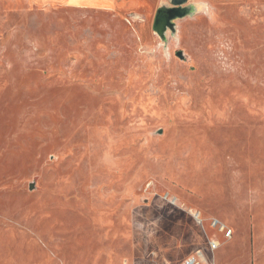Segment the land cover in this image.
Instances as JSON below:
<instances>
[{"label":"rangeland","instance_id":"1","mask_svg":"<svg viewBox=\"0 0 264 264\" xmlns=\"http://www.w3.org/2000/svg\"><path fill=\"white\" fill-rule=\"evenodd\" d=\"M166 3L0 0V264H264V0Z\"/></svg>","mask_w":264,"mask_h":264},{"label":"water","instance_id":"2","mask_svg":"<svg viewBox=\"0 0 264 264\" xmlns=\"http://www.w3.org/2000/svg\"><path fill=\"white\" fill-rule=\"evenodd\" d=\"M188 2L189 0H169V3L162 4L157 9L153 29L164 42L168 40L169 30L174 34L176 33V20L192 16L196 13V5L189 4ZM178 55L182 59L185 58L183 51H179ZM30 188H35L34 182L30 184Z\"/></svg>","mask_w":264,"mask_h":264},{"label":"built area","instance_id":"3","mask_svg":"<svg viewBox=\"0 0 264 264\" xmlns=\"http://www.w3.org/2000/svg\"><path fill=\"white\" fill-rule=\"evenodd\" d=\"M198 219L201 220V217H198ZM211 226L219 232L224 233L226 239H232L234 233L233 229L229 228L228 225L220 219H212ZM208 247L210 252L214 254L221 247V242L219 239L209 238ZM180 264H215V262L213 256H208L203 248L198 247L195 251L185 257Z\"/></svg>","mask_w":264,"mask_h":264},{"label":"bare ground","instance_id":"4","mask_svg":"<svg viewBox=\"0 0 264 264\" xmlns=\"http://www.w3.org/2000/svg\"><path fill=\"white\" fill-rule=\"evenodd\" d=\"M176 201H174L173 203H175ZM194 216L195 218L198 219V217H201V213L200 212H194Z\"/></svg>","mask_w":264,"mask_h":264},{"label":"crops","instance_id":"5","mask_svg":"<svg viewBox=\"0 0 264 264\" xmlns=\"http://www.w3.org/2000/svg\"><path fill=\"white\" fill-rule=\"evenodd\" d=\"M106 2H108V1H106ZM86 4H88V3H86ZM196 212H200L201 213V217H202V212L201 211H196ZM221 242V241H220ZM188 256V255H187ZM186 256V257H187ZM214 262H215V264H217V259H215V257H214Z\"/></svg>","mask_w":264,"mask_h":264}]
</instances>
